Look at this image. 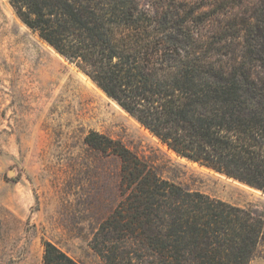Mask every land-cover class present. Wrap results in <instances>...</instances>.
<instances>
[{
	"label": "trees",
	"instance_id": "1",
	"mask_svg": "<svg viewBox=\"0 0 264 264\" xmlns=\"http://www.w3.org/2000/svg\"><path fill=\"white\" fill-rule=\"evenodd\" d=\"M10 2L169 149L264 192V0ZM85 142L121 161L120 200L92 239L107 264H250L263 215L164 178L106 134ZM42 264L80 263L45 240Z\"/></svg>",
	"mask_w": 264,
	"mask_h": 264
},
{
	"label": "rangeland",
	"instance_id": "2",
	"mask_svg": "<svg viewBox=\"0 0 264 264\" xmlns=\"http://www.w3.org/2000/svg\"><path fill=\"white\" fill-rule=\"evenodd\" d=\"M10 1L0 0V264H42L45 240L80 264H107L92 239L120 200L121 161L86 144L91 131L121 141L186 189L264 216L262 190L169 149ZM250 264H264V242Z\"/></svg>",
	"mask_w": 264,
	"mask_h": 264
}]
</instances>
